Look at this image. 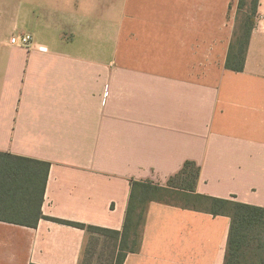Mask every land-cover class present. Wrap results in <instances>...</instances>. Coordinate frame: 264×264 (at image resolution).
I'll list each match as a JSON object with an SVG mask.
<instances>
[{
  "label": "crops",
  "instance_id": "0c3cea01",
  "mask_svg": "<svg viewBox=\"0 0 264 264\" xmlns=\"http://www.w3.org/2000/svg\"><path fill=\"white\" fill-rule=\"evenodd\" d=\"M229 2L0 0V152L50 163L43 215L121 231L130 181L186 160L198 193L264 207V0L242 71L224 66ZM229 226L152 201L122 264H223ZM88 238L0 220V264H80Z\"/></svg>",
  "mask_w": 264,
  "mask_h": 264
},
{
  "label": "trees",
  "instance_id": "16d2710c",
  "mask_svg": "<svg viewBox=\"0 0 264 264\" xmlns=\"http://www.w3.org/2000/svg\"><path fill=\"white\" fill-rule=\"evenodd\" d=\"M259 0H237L234 27L224 66L244 69L246 53L257 18ZM50 163L0 152V220L34 227L41 218L65 223L108 237L114 242V264H122L128 252L139 249L142 228L150 202L227 215L230 226L223 264H264V207L232 198L214 197L196 191L199 166L186 160L165 185L151 180H131L121 231L67 221L42 214L41 206Z\"/></svg>",
  "mask_w": 264,
  "mask_h": 264
},
{
  "label": "rangeland",
  "instance_id": "374dc122",
  "mask_svg": "<svg viewBox=\"0 0 264 264\" xmlns=\"http://www.w3.org/2000/svg\"><path fill=\"white\" fill-rule=\"evenodd\" d=\"M237 0H230L229 11L232 13L236 9ZM233 20H235L233 18ZM235 22V21H234ZM108 237L95 232L89 233L86 242L85 255L80 264H114L116 249Z\"/></svg>",
  "mask_w": 264,
  "mask_h": 264
},
{
  "label": "built area",
  "instance_id": "2783aa9c",
  "mask_svg": "<svg viewBox=\"0 0 264 264\" xmlns=\"http://www.w3.org/2000/svg\"><path fill=\"white\" fill-rule=\"evenodd\" d=\"M31 41H32V35L28 33H20L17 35H13L10 38V42L12 44H17L22 47H29Z\"/></svg>",
  "mask_w": 264,
  "mask_h": 264
}]
</instances>
